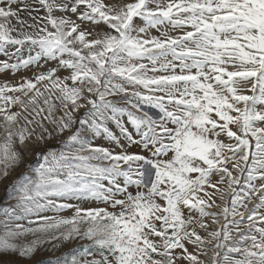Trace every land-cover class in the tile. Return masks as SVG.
Segmentation results:
<instances>
[{"label":"snow or ice","instance_id":"snow-or-ice-1","mask_svg":"<svg viewBox=\"0 0 264 264\" xmlns=\"http://www.w3.org/2000/svg\"><path fill=\"white\" fill-rule=\"evenodd\" d=\"M43 252L264 264V0H0V264Z\"/></svg>","mask_w":264,"mask_h":264},{"label":"rangeland","instance_id":"rangeland-1","mask_svg":"<svg viewBox=\"0 0 264 264\" xmlns=\"http://www.w3.org/2000/svg\"><path fill=\"white\" fill-rule=\"evenodd\" d=\"M77 247V244H72V245H68L67 247L61 249L62 252H67L69 248H75ZM60 253H57V255H59ZM52 253L50 252H43L41 254V256L39 257L41 260H44L45 261V264H46V258L51 256Z\"/></svg>","mask_w":264,"mask_h":264}]
</instances>
